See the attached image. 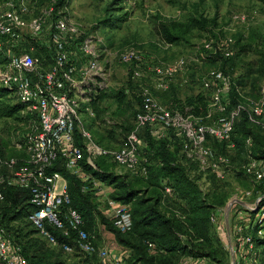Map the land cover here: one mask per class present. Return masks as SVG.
<instances>
[{"label": "built area", "instance_id": "obj_1", "mask_svg": "<svg viewBox=\"0 0 264 264\" xmlns=\"http://www.w3.org/2000/svg\"><path fill=\"white\" fill-rule=\"evenodd\" d=\"M55 0H52L48 14H56L50 26V41L53 61L46 70L40 67L36 58L21 51L20 54L9 56L4 69H0V84L13 91L18 102L25 107L23 113L35 116L38 125L33 133L22 142L15 144V149L22 152L24 158L21 165L15 168L17 160L4 162L9 174L0 175V200L3 199L5 187L19 188L29 191V203L35 208L28 217V222L38 231L51 246L57 241L46 229L51 225L56 230L67 234L68 229L75 231L79 252L93 253L94 247L86 233L81 229L80 214L70 207L66 180L49 168L57 159H62L63 168L82 182L89 177L81 167V160L86 154V163L96 169L94 161L103 157L115 164L118 170L133 176L146 178L148 170L145 160L141 157L143 141L138 137L141 129H147L156 140L171 141L172 137L181 141L184 156L196 166L202 174L201 191L209 187L208 177L221 181L231 174L230 152L235 148L231 142L234 121L241 111H246L249 121L264 130V89L256 100H246L234 109L230 105L232 83L226 74L215 70L201 79L204 90L210 91L208 106L204 115L194 116L183 114L176 109L164 108L155 98L152 91H166L170 80L186 70L191 58L180 57L173 64L155 65L150 68L153 78L150 83L142 80L143 74L136 67L132 78L142 81L137 84V98L141 107L134 118L132 130L122 144L116 149H103L95 144L90 132L84 127L81 116L95 119L91 106L97 96L109 92L110 73L105 48H100V40L94 36L83 37L78 24L64 13L55 11ZM28 9L23 2L16 4L12 0L0 2V44L1 40L19 41V32L26 27L24 17ZM242 22L245 16H235L234 20ZM44 20L37 18L28 24L33 36L42 32ZM232 40H226L220 46L213 39L203 42V49L208 57L221 55L230 58L229 46ZM1 47V46H0ZM118 60L125 65L139 63L138 51L127 49L118 54ZM75 134L82 139V146L76 145ZM215 140L226 143L228 154H219L209 143ZM252 142H245V162L241 169L250 177L253 184L259 183L264 177V161L252 157ZM230 155V156H229ZM92 189L101 195V183L92 182ZM165 195H171L169 187L164 188ZM245 192L242 197H247ZM241 200V198H239ZM108 213L113 226L122 233L131 229V215L126 205L106 198ZM258 201L255 204V209ZM260 224L264 219V207L259 209ZM253 211V210H251ZM221 210L211 215L210 221L216 223ZM261 213V214H260ZM247 227L237 228L242 233ZM264 230L257 232L258 237ZM244 243L252 249L249 236L243 238ZM60 249L66 254L73 253L68 244H61ZM107 253L100 252V258ZM0 262L2 264H27L21 250L15 246L4 231L0 229Z\"/></svg>", "mask_w": 264, "mask_h": 264}, {"label": "rangeland", "instance_id": "obj_2", "mask_svg": "<svg viewBox=\"0 0 264 264\" xmlns=\"http://www.w3.org/2000/svg\"><path fill=\"white\" fill-rule=\"evenodd\" d=\"M6 1L8 0H0ZM12 1L16 4L23 2L28 9V15L24 17L26 27L20 30L19 41L2 39L0 48L5 49L8 57L20 54L21 51L34 56L37 44L51 50L49 35L53 14H48V11L52 0ZM56 11L64 13L78 24L83 33L82 38L94 36L100 40V48L106 49L110 91L97 105L99 110L94 121L87 115H80L92 139L102 147L118 148L133 130L134 114L138 109L137 84L142 82H136L132 78L136 67L143 74L142 80L150 83L153 78L150 71L152 66L173 64L180 57L191 58L186 70L170 80L166 91H152L159 103L167 109L180 108L177 101L184 102L186 98L196 96H205L208 102L210 91L202 88L201 79L215 70L223 71L229 76L232 86L246 99H258L264 89V0H66ZM200 16L207 20L216 19L214 36L194 30L184 39L167 44L161 40L156 29L159 22L183 23ZM235 16H245L244 22L240 19L234 20ZM37 18H42L44 24L41 34L33 36L28 24ZM229 38L232 40L229 46L232 56L228 60L221 55L213 59L204 52L202 45L205 40L213 39L220 46H224ZM127 49L138 51L141 61L132 65L120 63L118 54ZM242 49L245 53H241ZM46 54L42 58L49 61L50 54ZM114 92H123L126 96L121 105L113 98ZM0 104L3 107H12L17 101L13 95H9ZM190 110V107H185L184 114H191ZM24 115L26 114L20 113L13 118L0 119V148L6 152V158L18 155L15 144L31 135L38 125V120L32 115L29 114L28 120L22 118ZM231 156V174L218 181L212 189V193L218 195L213 198L212 203L220 205L223 202L224 206L218 209L221 213L216 223L212 224V228L206 229L208 243L219 251L222 247L227 251V254L220 251L216 255L217 259L227 264H264V247H254L252 244V249H249L243 241L245 236L251 238L248 234L258 224L259 218H262L259 217V210H256L258 207L253 208L263 198V192L256 191L258 184H253L247 176L236 175L243 157L238 152H232ZM100 165L107 172L131 184L139 196H157L158 187L151 183V178L147 181L123 170L114 169L110 160H105ZM245 192H250V195L242 197ZM116 194L113 185L101 183L99 196L102 199L97 198V210L108 222L111 217L106 198L115 201L113 196ZM221 194H225L226 200L221 198ZM126 206L130 210V205ZM244 226L247 228L238 233L237 228ZM92 236L90 241L95 255L86 258L91 264H129L131 251L117 244L114 236L103 225L97 223ZM50 249L56 254V258L51 260L54 264H81L84 260L77 249L73 254H66L56 248ZM102 250L107 253L104 258L99 256ZM179 263L216 264L209 259L193 257H184Z\"/></svg>", "mask_w": 264, "mask_h": 264}, {"label": "trees", "instance_id": "obj_3", "mask_svg": "<svg viewBox=\"0 0 264 264\" xmlns=\"http://www.w3.org/2000/svg\"><path fill=\"white\" fill-rule=\"evenodd\" d=\"M65 3L66 0H55V11ZM55 16L56 14L54 13L53 18ZM216 27V19L207 20L200 16L190 18L183 23L159 22L156 29L164 43L173 44L184 39L186 35L194 30L204 31L214 36L213 32ZM36 48L37 51L33 57L38 60L42 69H48L53 61L52 49L48 50L39 44H37ZM240 51L245 53L243 49ZM44 54H50L49 61L42 58ZM214 58L217 57L215 56ZM223 59L228 60L229 58ZM8 61L9 57L6 55L5 49L0 48V67L6 66ZM106 94L108 93L100 94L92 102L91 106L95 116L98 115L99 110L97 105L106 98ZM9 95L15 97L17 104L12 107H3L0 104V119L13 118L25 111L24 105L18 102L14 92L0 84V101L8 99ZM203 97L196 96L194 98H186L184 102L177 101L180 108H176V110L184 114V108L190 107L191 114L189 115H204L208 102L206 97ZM113 98L121 105L125 101L126 96L123 92H114ZM245 99L232 86L228 110L234 109L239 103L246 104ZM136 101L138 109L134 114V118L141 107L140 99L136 98ZM30 116L26 114L22 118L28 120ZM33 118L36 117L33 116ZM89 129L91 130L90 127ZM132 129L134 130V125ZM139 132L141 133H138V137L144 143L141 157L145 160L148 170L146 178H139L147 181L151 178V183L158 187H156L158 189L157 196L154 198L139 196V193L133 189L131 184H127L122 178L107 172L106 168L101 166L100 163L103 164V161L109 159L103 157H99L94 161L96 169H93L86 163V154H84L80 164L84 173L89 177L86 182H82L69 174L63 168V161L60 158L49 168L50 172H57L66 180L70 207L76 210L82 218L81 229L91 240L97 223L103 225L114 236L117 244L131 251L128 259L130 261L129 264H180L179 262L184 257L209 259L216 264H227L216 257L220 251V253L225 251L221 244L220 247L222 249L219 251L208 243L206 236L207 227L212 228L211 215L224 206L223 202L220 205L212 203L213 198L218 197L217 194L212 193L213 186L217 184L218 180L209 176V187L205 192L201 191L199 185L202 181V174L196 171L195 164L185 158L181 151L180 140L175 137H172L171 141L156 140L150 136L147 129H141ZM248 139L252 142V157L256 160L264 161V130L249 121L246 111H241L234 121L231 142L234 143L235 148L230 154L232 152L240 153L243 157L242 164L245 162V142ZM75 142L76 145L82 146V139L78 134H75ZM95 144L98 145L96 142ZM98 146L103 149H112ZM209 146L219 154H228L226 143L224 142L218 143L215 140H211ZM232 156H230L231 162ZM12 158L17 160L15 166L17 168L21 165L20 160L24 158V155L22 152H18L16 157L6 158V152L0 148V175L9 174V169L4 165V162ZM113 165L114 169H117L115 164ZM236 175L247 176L250 179L241 168L236 171ZM93 181L113 185L115 191H117V196H113V199L123 205H130L129 212L132 226L128 232H120L113 226L112 220L108 222L98 212L97 197L95 190L92 189ZM257 184L256 191L263 192V198L258 203V208L261 209L264 207V177ZM165 187L170 188L171 195H165ZM220 196L223 200H226L225 194ZM29 198L28 190L5 187L3 189V199L0 200V229L4 231L5 235L15 246L20 248L27 264H54L51 260L56 258V254L50 248L62 251L60 245L64 243L73 248V253L77 249V252L84 257L81 264H91L86 258L87 256L95 255V252L89 254L79 252L75 231L68 229L67 234L64 235L62 231L56 230L51 225H46L47 231L57 241V246H51L39 235L38 231L28 222L29 215L35 210L29 203ZM250 214H253V212ZM252 229V232L248 235L251 236L254 247H264V232L261 237L257 235L259 230H264V219L260 224L254 225ZM225 253L227 254V251Z\"/></svg>", "mask_w": 264, "mask_h": 264}, {"label": "crops", "instance_id": "obj_4", "mask_svg": "<svg viewBox=\"0 0 264 264\" xmlns=\"http://www.w3.org/2000/svg\"><path fill=\"white\" fill-rule=\"evenodd\" d=\"M96 195H97V194H96ZM99 195H100V194H98L96 197L99 198V199L101 200V199H102V198L100 197L101 195H100V196H99Z\"/></svg>", "mask_w": 264, "mask_h": 264}]
</instances>
